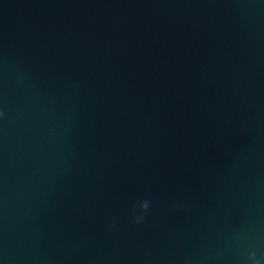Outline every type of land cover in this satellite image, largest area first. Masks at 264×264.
<instances>
[{
    "label": "water",
    "instance_id": "1",
    "mask_svg": "<svg viewBox=\"0 0 264 264\" xmlns=\"http://www.w3.org/2000/svg\"><path fill=\"white\" fill-rule=\"evenodd\" d=\"M252 251L264 264V0H0V264Z\"/></svg>",
    "mask_w": 264,
    "mask_h": 264
},
{
    "label": "clouds",
    "instance_id": "2",
    "mask_svg": "<svg viewBox=\"0 0 264 264\" xmlns=\"http://www.w3.org/2000/svg\"><path fill=\"white\" fill-rule=\"evenodd\" d=\"M150 202L142 200L138 204L133 203L130 209L131 219L133 223H139L144 218V213L148 210ZM248 264H260V260L256 257L254 251L249 252L247 255Z\"/></svg>",
    "mask_w": 264,
    "mask_h": 264
}]
</instances>
